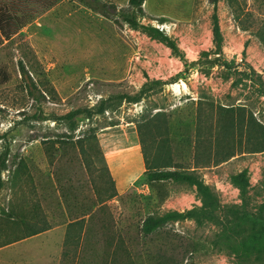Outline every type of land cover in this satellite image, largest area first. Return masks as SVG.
Wrapping results in <instances>:
<instances>
[{
	"label": "rangeland",
	"instance_id": "374dc122",
	"mask_svg": "<svg viewBox=\"0 0 264 264\" xmlns=\"http://www.w3.org/2000/svg\"><path fill=\"white\" fill-rule=\"evenodd\" d=\"M97 1L117 9L104 16L78 0H58L37 8L14 37L6 39L0 31V152H9L0 218L15 206L37 210L52 226L0 247V264H264V151L247 153L246 134L235 137L234 157L197 169L218 195L214 215L171 222L145 234L148 216L183 212L201 202L186 183L149 180L137 128L164 112L159 126H149L152 152L160 144L170 148L174 162L187 169L193 167L200 96L216 105L246 107L264 125V94L259 96L251 81L234 86L236 76L219 66L209 75L185 68V60L216 52V13L221 58L240 70L252 66L264 82V46L257 36L264 26V0H238L253 13L247 31L227 0L216 6L210 0H145L141 23L171 37L184 59L122 21L121 14L131 13L129 0ZM148 80L173 83L139 103L123 102L91 118L83 113L64 119L112 95L136 93ZM27 82L36 84L40 100L28 94ZM19 164L23 176L13 188ZM244 170L245 200L232 182ZM81 219L83 226L68 225Z\"/></svg>",
	"mask_w": 264,
	"mask_h": 264
},
{
	"label": "trees",
	"instance_id": "16d2710c",
	"mask_svg": "<svg viewBox=\"0 0 264 264\" xmlns=\"http://www.w3.org/2000/svg\"><path fill=\"white\" fill-rule=\"evenodd\" d=\"M57 1L58 0H0V31L2 36L6 39L14 37L34 19V15L39 8L45 9L52 7ZM78 1L102 13L104 16H110V11L117 9L113 4H106L97 0ZM254 1L259 2V0ZM144 2L145 0H129L131 13L121 14L122 21L130 27L142 29L152 38L164 42L174 53L184 59V55L180 52L178 45L171 37L153 26H146L141 23L140 18L144 15ZM210 2L216 6L219 0H210ZM227 2L232 9V13L238 25L245 31L249 30L250 25L254 24L253 13L246 11L243 3L238 0H227ZM212 20L214 43L217 48L216 52H203L200 58L194 62L185 60L186 71H188L189 68L198 67L202 73L204 72L206 75H209L215 66L226 68L229 75H234L237 78L233 83L234 86L239 85V83H243L244 86H247L248 83L244 82V80H249L254 89H257L259 96L263 95V79L252 66L247 65L240 70V65L229 64L221 58L223 35L216 13H214ZM257 36L264 46V26L258 29ZM210 55H215L216 57L209 59ZM21 71L24 76L27 74L23 65L21 66ZM169 83L173 82L148 80L136 93H119L112 95L108 99L102 100L96 108L73 110L66 114L64 119L71 121L83 113L86 117L91 118L93 115L103 114L112 106L123 102L139 103L152 91L160 89ZM26 88L28 94L35 100H40V98L43 97L34 82H27ZM210 99H204L203 96H200L196 104L197 141L194 147L193 167L191 166L184 169L180 163L174 162L170 148L165 150L161 144L152 152V147H150V145L154 140L152 141L153 137L149 130V126L154 123H158L159 126V118L164 116V112L159 111L152 117L146 118L144 122L138 123L137 128L142 143V152L146 166L145 173L148 175L149 180L186 183L195 188L196 196L201 202L200 207H194L183 212L174 210L167 211L161 215L148 216L143 221L142 225V231L145 234H151L171 222L197 219L201 216L210 218L214 215L220 205L218 195L213 188L199 176L197 169L219 165L234 157L236 155V148L233 144L235 137H244L246 134V138L250 140L247 145V153L251 154L264 151V125L258 122L252 111L247 112L246 107L241 105L236 107H225L220 104L216 105L215 102ZM235 126L237 127L234 128ZM164 153L165 156L163 155ZM8 155V150L0 152V191L4 188L2 174L7 170ZM21 167L22 165L19 164L13 174V188H17L23 176ZM103 170L108 174V181L113 186L115 182L109 168L106 166ZM232 182L240 188L241 196L245 200L246 186L248 184L247 170L232 176ZM113 196H115L114 193L110 195L109 198ZM3 214L4 216L0 218V239L1 235H3L4 239L0 240V247L43 233L52 227L37 210L31 211L28 209L26 210V208L22 209L21 207L16 209L14 206L6 212L3 210ZM82 221L83 219L72 221L68 225L83 226ZM10 231H13V233ZM17 232L19 234H17ZM8 234H12L11 239L6 238L5 235Z\"/></svg>",
	"mask_w": 264,
	"mask_h": 264
}]
</instances>
